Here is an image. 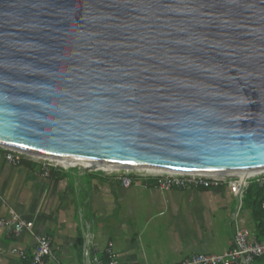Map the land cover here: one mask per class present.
Instances as JSON below:
<instances>
[{
  "label": "water",
  "instance_id": "water-1",
  "mask_svg": "<svg viewBox=\"0 0 264 264\" xmlns=\"http://www.w3.org/2000/svg\"><path fill=\"white\" fill-rule=\"evenodd\" d=\"M0 146L264 167V0H0Z\"/></svg>",
  "mask_w": 264,
  "mask_h": 264
},
{
  "label": "crops",
  "instance_id": "crops-1",
  "mask_svg": "<svg viewBox=\"0 0 264 264\" xmlns=\"http://www.w3.org/2000/svg\"><path fill=\"white\" fill-rule=\"evenodd\" d=\"M235 206L225 187L161 190L151 179H135L125 188L113 176L86 170L51 169L42 176L37 163L9 164L0 149V218L14 211L33 221V233L50 237L61 264H84L88 222L92 252L104 257L110 245L117 264H170L195 253H223L232 245ZM33 246L29 232L14 236L0 228V264H30Z\"/></svg>",
  "mask_w": 264,
  "mask_h": 264
},
{
  "label": "built area",
  "instance_id": "built-area-1",
  "mask_svg": "<svg viewBox=\"0 0 264 264\" xmlns=\"http://www.w3.org/2000/svg\"><path fill=\"white\" fill-rule=\"evenodd\" d=\"M4 152L5 160L12 165H20L23 160L37 163L41 175L48 176L51 169L71 170L78 166H63L57 162L34 156L20 149L0 146ZM103 175L113 176L125 188L132 185L135 179L153 180L155 186L161 190L188 189V188H216L225 187L232 190L236 200L235 210L231 215L232 245L223 253H195L178 262L170 264H255L257 258L264 255V240L258 241L250 229L240 223V210L242 197L248 184L255 182L264 184V172L242 176L239 170L225 172H156L136 168L103 169L96 167L93 170ZM33 221L22 218L18 213L10 211L6 217L0 218V228H5L14 236L27 231L34 237V246L29 258L30 264H47L48 259H53L55 264H61L52 251L51 239L48 235H36L32 231ZM82 256L84 264H117L110 245L105 250V256L100 257L92 252V240L89 231V222L83 232ZM11 252L21 259H27L26 253L18 248ZM165 264V263H160Z\"/></svg>",
  "mask_w": 264,
  "mask_h": 264
},
{
  "label": "trees",
  "instance_id": "trees-1",
  "mask_svg": "<svg viewBox=\"0 0 264 264\" xmlns=\"http://www.w3.org/2000/svg\"><path fill=\"white\" fill-rule=\"evenodd\" d=\"M242 209L249 213L251 233L258 241L264 240V184L252 182L242 197ZM248 227V226H247ZM260 259L257 258L255 262Z\"/></svg>",
  "mask_w": 264,
  "mask_h": 264
},
{
  "label": "bare ground",
  "instance_id": "bare-ground-1",
  "mask_svg": "<svg viewBox=\"0 0 264 264\" xmlns=\"http://www.w3.org/2000/svg\"><path fill=\"white\" fill-rule=\"evenodd\" d=\"M32 155L37 157H42L54 162H57L59 164H62L63 166H78L80 168H89L96 164L97 167L103 168V169H121V168H136V169H144L148 171H156V172H176L171 169H165L160 167H153V166H131L127 164H120V163H94L93 161L86 160V159H77V158H67V157H57V156H50V155H41V154H35L32 153ZM238 173L242 174V176L252 175L258 172H264V167L261 168H252V169H244L237 171Z\"/></svg>",
  "mask_w": 264,
  "mask_h": 264
},
{
  "label": "rangeland",
  "instance_id": "rangeland-1",
  "mask_svg": "<svg viewBox=\"0 0 264 264\" xmlns=\"http://www.w3.org/2000/svg\"><path fill=\"white\" fill-rule=\"evenodd\" d=\"M71 170H79L78 168H75V169H71ZM97 173V172H96ZM242 218L243 217V219H244V221H245V224L248 226V228L250 229V231H251V226H250V218H249V213H248V211L247 210H245V209H242V210H240V214H239V218ZM255 264H264V255L262 256V257H260V259L257 261V262H255Z\"/></svg>",
  "mask_w": 264,
  "mask_h": 264
}]
</instances>
